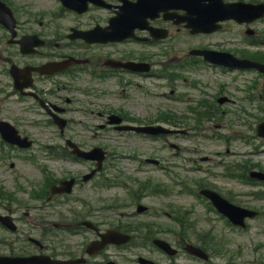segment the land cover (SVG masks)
I'll return each mask as SVG.
<instances>
[{
	"label": "rangeland",
	"instance_id": "374dc122",
	"mask_svg": "<svg viewBox=\"0 0 264 264\" xmlns=\"http://www.w3.org/2000/svg\"><path fill=\"white\" fill-rule=\"evenodd\" d=\"M33 1L39 5L44 4L45 6H52V3H54V0ZM237 1L251 3L264 2V0ZM255 27L258 31V37L261 38L260 40L264 39V20ZM233 31V27L227 28L225 33L214 38H209L208 41L219 42L228 33L239 34V29H235V32ZM238 47L239 46H231V48L234 49ZM258 51L264 53V45H261ZM206 74L210 80H214L216 83L223 82L227 84L231 80V75H229L228 78H222L212 70H208ZM235 77L236 83L242 88V82H249L252 78V74H237ZM237 94L243 99L246 97V93ZM4 105L7 110L0 112V118H6L11 122H15L18 117L16 114V104L6 102ZM174 106L177 113L182 111L183 107L180 108L179 103ZM262 116L264 117V115ZM18 125L24 133L34 136L33 138L36 140L35 152L28 154L18 153L19 155H17L15 152L9 151L7 156L9 160L4 164L0 162V214H7L8 212L14 214L13 216L16 218L15 220H17L18 227H21L23 230H30L33 227L49 228L51 225L50 222L57 221L58 214L66 213L71 208H74L72 211L75 210L78 212V210H80L79 212H81L84 208H80V206H82L79 201L80 199L88 201V198H91L89 201L94 204V208H101L106 213L120 209L117 211V214L121 212L134 214L135 206L131 208L129 205L127 209L128 201L132 200L129 193L130 190L128 189L127 192L120 185H117L108 192L107 198H110L108 201L104 197L102 190L95 192L92 197L87 196L85 191L81 193L75 191L73 197L68 200V203L60 201L50 203L46 206L43 199L39 201L38 196L35 195L36 191L43 197L44 190H46V187L40 183L42 178L40 169L38 168L39 162L50 166L54 170H66L69 174L79 173L82 171V168L78 163L74 162L65 160L63 162L51 161V156L47 154L49 149H45L44 147L53 148L55 144L60 142L54 134H51V129L34 127L26 123H18ZM216 125L217 124L206 126V128H212V133H209L208 138L187 137L185 139L178 138L177 140H169L177 145L180 143L183 147L181 153L178 154H175L176 151L172 149L167 150V144L165 142H154L133 136H128L126 140L124 138L113 140V132H101L99 134L94 132V129H97L96 125H88V130H93V132H84L80 141L91 146L97 144L107 146L109 149L107 163L114 164L122 174L133 176L136 180L140 179L143 181L146 178H150L160 183L161 186H163V195L143 196V198L140 199L141 203L148 206L154 214L155 212L161 213L159 215L162 216L169 214L170 218L174 219L182 212L186 213V217L189 218V222L192 223V227L190 226L192 230L190 232L187 231L188 237L169 234L170 228L176 230V226L182 223L177 219L167 221L166 216H160L159 220L151 222L156 226L165 228L166 234L161 237L170 240L176 239L180 243L183 241H191L194 243V241L198 239L197 235L210 232V235L227 240V252H233V257L228 253H225L224 256L213 254L212 264H264V198L261 194H259L260 197L252 195L253 191L257 192L259 189L264 188L257 185H248L242 182L240 178H230L224 174L226 168L236 169L237 163H249L255 160H258L260 165L264 168V159H262L264 158V153H261L264 147L259 146L257 141L253 137L249 138L248 135H245L244 138L246 141H249L251 145L242 140L231 142V145L226 144L225 140L221 138L222 133L214 129ZM251 125L254 127L255 123ZM181 127H184V125ZM76 129H78V127H76ZM234 130L243 129L235 127ZM96 134L98 136H96ZM228 150L230 151L228 152ZM112 151H116L117 154L113 159V163L110 157L113 154ZM253 152L257 153V156L248 155ZM0 155H2L1 152ZM28 155H32V157ZM199 156L209 157V163L200 165L207 173L200 172L193 174L190 170L196 165V161H199ZM155 158L163 161L165 166L164 172L144 162L146 159ZM31 159H34L35 163H33ZM10 163L15 164V169H10ZM143 166H145V171L135 173V170L141 169ZM175 178H177L181 184H183V182L189 184L191 179L203 180V182L206 181L211 184V188L217 190L231 203L256 210L260 213V217L257 221L249 222L250 226L247 232L241 235L234 233V231L227 227L224 221L216 219L213 215H209L210 221L209 217L204 220L203 215L208 213L206 206L198 202L196 198L180 191L181 188L174 184ZM185 188L186 187L183 185L182 189ZM112 199L113 201H110ZM131 203L134 204L133 200ZM117 205L120 207L118 208ZM134 218L133 221L139 222L143 221L146 217ZM35 219H37V224L40 226H35L29 222V220H34V222H36ZM196 233L197 235H195ZM24 234L21 236L22 238ZM15 238L19 239L20 236L11 235L0 227V254L16 255L19 254L22 249L26 248L24 244V246H22V243L15 244L13 242ZM175 264L195 263L180 258L175 261Z\"/></svg>",
	"mask_w": 264,
	"mask_h": 264
},
{
	"label": "flooded vegetation",
	"instance_id": "af4514ba",
	"mask_svg": "<svg viewBox=\"0 0 264 264\" xmlns=\"http://www.w3.org/2000/svg\"><path fill=\"white\" fill-rule=\"evenodd\" d=\"M3 1L16 18V36L12 39L0 26V59L6 66L27 70L25 81L19 79L20 84L30 87L25 90L27 95L22 96L14 91L19 101L29 102L23 108L31 112L38 110L50 121L51 111L71 122L70 115H76L78 111L72 106L79 101V94L93 92L105 96L108 92L116 91V97L126 104L115 106L114 112L107 110L109 113H98L103 122H106L110 115L117 116L121 124H161L169 123L172 119L179 121V118L166 108L165 102L186 96L181 92V86H186L187 82L183 75L189 73L186 67L192 66L195 70V67L204 62L192 57H171L174 46H170L172 42L168 41H173L177 46L178 41H174L172 35L180 33L181 29L172 22H165L162 15L151 25L166 29L169 33L167 39L154 40L146 31H137L136 38L131 37L122 42L89 44L70 36L75 32L90 31L95 27H106L109 19L122 6L120 0H98V4L88 2L86 10L80 14L64 9L60 4L58 12L54 14L51 8L40 10L42 5L28 6L22 2ZM185 33L187 34V31ZM29 37L31 48L27 50L30 53L21 54L17 41L24 42ZM69 58L77 62L63 71L54 74L39 71L45 65ZM198 84L200 83L193 82L190 86L196 88ZM217 96L212 97L207 92L201 93L204 102L207 99L217 101ZM49 243L50 246L54 244L49 240L44 249L48 250V253L51 252L50 256L55 259L75 260L84 256V245L75 244L70 246L69 250L58 252L55 249L50 251ZM107 258L112 256H105L103 262L99 257L89 258L84 264H106Z\"/></svg>",
	"mask_w": 264,
	"mask_h": 264
},
{
	"label": "water",
	"instance_id": "95a60500",
	"mask_svg": "<svg viewBox=\"0 0 264 264\" xmlns=\"http://www.w3.org/2000/svg\"><path fill=\"white\" fill-rule=\"evenodd\" d=\"M68 6L78 4L76 0H68ZM214 14L222 15V19L235 18L237 14H246L248 13L247 9H250L248 6H244L241 4L232 5V6H223L220 4V0H214ZM256 17L262 16L264 14V5L256 6ZM128 18H120L117 22H127ZM241 21V20H240ZM201 31L209 32L211 28L203 27ZM263 69V68H262ZM263 71V70H262ZM260 130L264 133V125L260 127ZM0 132L4 138L12 137L14 138L15 133L12 131V128L5 123H0ZM264 136V135H263ZM208 197L213 201V203L220 209L219 205H223L224 203L213 193L208 192ZM227 213L232 215L238 220H241L244 216L248 215L242 210L229 208ZM13 229V227H11ZM37 261V262H35ZM0 264H45V262L41 261V258H28V259H8V258H0Z\"/></svg>",
	"mask_w": 264,
	"mask_h": 264
}]
</instances>
